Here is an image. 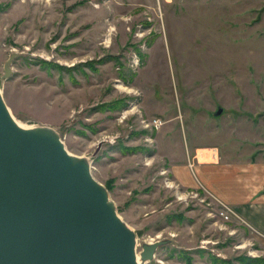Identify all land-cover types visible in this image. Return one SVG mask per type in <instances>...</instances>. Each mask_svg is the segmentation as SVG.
Listing matches in <instances>:
<instances>
[{
    "label": "rangeland",
    "instance_id": "obj_1",
    "mask_svg": "<svg viewBox=\"0 0 264 264\" xmlns=\"http://www.w3.org/2000/svg\"><path fill=\"white\" fill-rule=\"evenodd\" d=\"M0 91L89 163L138 256L165 241L143 264H264L205 184L264 172V0H0Z\"/></svg>",
    "mask_w": 264,
    "mask_h": 264
},
{
    "label": "water",
    "instance_id": "obj_2",
    "mask_svg": "<svg viewBox=\"0 0 264 264\" xmlns=\"http://www.w3.org/2000/svg\"><path fill=\"white\" fill-rule=\"evenodd\" d=\"M164 242L138 256L135 232L89 163L50 128L17 126L0 91V264H143Z\"/></svg>",
    "mask_w": 264,
    "mask_h": 264
},
{
    "label": "crops",
    "instance_id": "obj_3",
    "mask_svg": "<svg viewBox=\"0 0 264 264\" xmlns=\"http://www.w3.org/2000/svg\"><path fill=\"white\" fill-rule=\"evenodd\" d=\"M204 156H206L204 161H198L199 167H204L210 162L206 161L209 156L210 159H218L215 152L214 154L210 151L202 152L200 157L203 158ZM250 169L253 171L250 172ZM250 169L245 171L244 168H241L239 172L233 170L234 173L231 175L234 177L232 189L228 190L224 195H219L217 191L222 181L219 180L220 183L218 184V181L215 187H212L214 184L209 186L206 180L205 184L218 199L231 206L243 224L250 226L264 236V172L262 174L260 172L257 178V169L255 167ZM221 173H227V171ZM221 173L218 174L221 175ZM208 178L213 179L215 177L211 176Z\"/></svg>",
    "mask_w": 264,
    "mask_h": 264
},
{
    "label": "built area",
    "instance_id": "obj_4",
    "mask_svg": "<svg viewBox=\"0 0 264 264\" xmlns=\"http://www.w3.org/2000/svg\"><path fill=\"white\" fill-rule=\"evenodd\" d=\"M149 125H151V127L155 128V129H158L160 128L162 125H163V121L159 118H153L150 122H149ZM222 207H223V212H222V216L225 217V218H228V214L226 212H230V213H234V210L231 209L229 206L225 205V204H222Z\"/></svg>",
    "mask_w": 264,
    "mask_h": 264
},
{
    "label": "bare ground",
    "instance_id": "obj_5",
    "mask_svg": "<svg viewBox=\"0 0 264 264\" xmlns=\"http://www.w3.org/2000/svg\"><path fill=\"white\" fill-rule=\"evenodd\" d=\"M14 120H15V124L17 125V126H19L20 128H22V129H29V128H31V127H29V126H27V125H24L23 123H21V122H19L17 119H15V118H13ZM71 155V154H70ZM184 198V197H183ZM242 247V246H241ZM136 260H137V257H136ZM138 262H139V260H138Z\"/></svg>",
    "mask_w": 264,
    "mask_h": 264
},
{
    "label": "trees",
    "instance_id": "obj_6",
    "mask_svg": "<svg viewBox=\"0 0 264 264\" xmlns=\"http://www.w3.org/2000/svg\"><path fill=\"white\" fill-rule=\"evenodd\" d=\"M256 261V260H255ZM254 259H244V263L245 264H251L253 262H255Z\"/></svg>",
    "mask_w": 264,
    "mask_h": 264
}]
</instances>
